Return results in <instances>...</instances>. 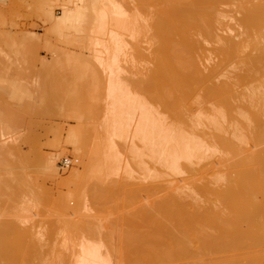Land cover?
Here are the masks:
<instances>
[{
  "label": "bare ground",
  "instance_id": "6f19581e",
  "mask_svg": "<svg viewBox=\"0 0 264 264\" xmlns=\"http://www.w3.org/2000/svg\"><path fill=\"white\" fill-rule=\"evenodd\" d=\"M41 3L43 2L41 1ZM135 3L145 6H148L149 3L159 4L154 13L157 17L153 20L151 28H154L160 43L154 52V67L151 68L146 77H141V79H137L134 82V92H131L132 90L129 88L131 91L125 89L126 85L120 80L118 74L120 55H122L123 47L127 46L123 44L121 31L129 30V22L126 21L127 10L123 0H53V3L44 10L46 11L44 13L47 15V21L50 24L47 34H54L59 40L60 38H65L71 32L74 33V30L80 31L87 29L88 26H90L89 29L91 31L100 29L103 32L102 36L89 35L79 41L88 44L86 46H89V49L93 51V55L91 54L93 59L97 61L98 66L100 65L102 70L108 75L106 94H104L107 98V107H102L103 112L101 113L104 114L105 112V115L97 128H92L90 125L89 127L83 126L82 124L88 122L82 123L85 121L83 119L82 121L80 120L81 123L79 121L78 125H74L68 130L67 141L82 158V169L80 171L73 170L69 176L60 177L57 156L49 154L40 157V154L37 155L34 153L35 151H31L32 147L30 151L31 154L34 153L32 154L33 156H27L22 154L24 152L22 151V145L17 147L2 145L3 147L0 146V154L2 155L0 157L2 158L0 165L4 166L3 170L9 169L10 171L7 170L9 173L5 171L6 174L3 171L6 176L0 177V187L3 186L5 192L8 191L6 188H13L20 193H23L24 190L26 191L28 187H33L34 189L36 188L35 184L37 185L38 183L39 173L42 168H45L48 171V174H46L47 172L45 173L46 176L50 175L53 178L60 179V183H64V185L73 186L72 189L69 188L71 190L68 191V199H73L77 204L71 205V207L70 203L68 204L65 201H68V199L61 198L58 201L54 198L56 207H60L64 212L72 209V214H77L81 209V202L84 201L81 199V195L83 198L86 192L89 197H85L92 200V202L88 201V203L90 202V205L93 203L98 210L102 211V209L104 210L107 207V209H111L112 207V211L113 209L115 211V209L120 210L125 207L126 211L131 208L127 206L129 203H134L136 206L135 202H138L139 197H142V193L150 197L158 191H163V186L161 187L159 184L167 181V186L165 184L164 189L170 192L166 193L167 195L165 194L164 198L161 197L162 199L156 200L158 199L157 197L156 199L153 198L156 201H154L153 205H143L138 211L135 208L137 212L131 209L129 213L133 214L135 212V214L127 218L123 216L119 222L116 220V217H119V211L117 213L118 216H114V223L111 222L112 216L110 220L108 218L110 223H112L111 226L115 225L117 228L115 230L117 231L119 226L127 225L125 223H128L127 226L129 227H124V230L121 227L120 233L117 232V235L119 233V238L116 239H120L119 246L116 245L117 248L113 247L115 243L112 242L115 240L114 237H116L115 235L113 236L114 231H110L112 228L106 230L108 234L105 235L108 236L103 238V240L106 239L107 252H104V244L97 243L93 241L94 239L91 240L94 237L96 238V236H99L100 239L102 233L94 223L96 222L95 217L98 215H96L95 211L96 214L93 217V205L91 208L88 206L89 208L87 209L92 213L91 216L94 219L89 214L87 215L89 218H85L86 214L84 218H78V220L81 218L83 222L88 220L86 223L90 222V224H81V219L80 222L76 219L77 223L68 220L66 229H70L69 234L72 230L73 235L77 234L75 231L80 234V231L84 230L83 233L88 232L89 237H91L89 239L88 237L85 239V237L83 238L85 240L81 241L80 239L82 238L79 236V242L77 243L75 235L73 240L70 239L73 235L67 234L70 237L66 236L64 241L66 242L67 239H70L73 242L68 243L70 241L68 240L64 245V248L67 244L73 245V247L70 245L73 249L69 246L66 247L67 249L69 247L70 251L73 250V253L71 252V257L73 258L70 264H114L113 257L117 259L116 256H118L116 264H264V0H137ZM57 5L62 8L60 15L54 13V6ZM225 5H235L238 7L239 12L242 13L241 17H239V22L243 27V31L241 30L242 32L239 34L241 37L238 40L236 39L238 38L237 36L235 38V35H231V26H228V22L226 23L225 21L227 19V10L223 9ZM220 30H229L231 36L222 35L219 32ZM81 37L83 38V36ZM45 40L49 47H54L52 52L56 62L61 63L60 65L72 62L70 51H66L68 52L66 53L59 46H53L50 36L46 35ZM207 42H217L220 45L215 50L219 56V62L206 72L205 61L210 58L206 47ZM86 57H88L87 54ZM86 57H83V59ZM90 58L92 57L89 56L88 60ZM80 59L78 58L79 61ZM90 62H93V60ZM229 66L238 67L240 70L235 78L232 77L234 80H219L224 73L223 70ZM90 67L89 65V69H91ZM120 69L122 68L120 67ZM74 70L77 71L78 69L74 68ZM87 73H91V71L89 70ZM227 76L229 75L227 74ZM77 79L79 81V78ZM91 84L93 86V83ZM81 85L79 86L81 90H77L82 92L78 94H76V89L73 90L71 88L75 96L68 95L71 90L69 93L62 92L63 89H66L63 87L59 88L58 91L56 90L57 93H55V90L53 92L52 89L51 93L48 94L44 90L45 92L43 93L48 94L53 101L59 102V99L61 100L60 108H54L55 105L52 103L54 107H50L49 111L57 113L58 109H60L61 111L59 110L60 112L58 113L63 111L66 115H73L71 118L75 117L76 120L79 117L82 119L83 116H85L86 120H89L86 116H89V118L95 116L93 117L94 120L97 116V111H99L98 108L94 112L92 109L97 95L94 96L95 94L91 93L89 99L92 96L96 98L93 102H91L92 100H90V103L89 100L87 102V95L85 96L88 91L85 90L87 87L85 84L83 87ZM44 86L47 87V84L45 85L44 83ZM239 87L243 88V90L240 91ZM16 88L18 90V87ZM23 92L21 90V93ZM45 97L48 96L45 95ZM244 99L247 101L240 104L239 101L243 102L242 100ZM97 100L99 99L97 98ZM97 100L96 103L99 102ZM96 105L94 107H97ZM104 108L107 109L105 110ZM69 110H71V114L68 112ZM1 119L7 120L5 118ZM96 121L98 122V119ZM225 122H229L230 127L231 125L233 126V131H229L230 135L227 131L229 126L227 127ZM201 125L207 131L211 130L207 128L210 126L213 131H198L197 129H200ZM3 129L2 131H4ZM5 133L3 132L1 136L3 137ZM28 139L31 140L26 139L25 141L29 142L30 146L32 137L30 136ZM13 140L15 142V138ZM34 140L33 145L36 143ZM122 140L125 141L124 144L120 142ZM128 140L130 141L129 143ZM247 142H250V146L253 143L255 147H260H256L254 151L251 148L252 146H249L251 152L249 151L250 148L245 146ZM125 151H127L126 154L130 152L132 156L125 154L123 159L122 156ZM218 152H220V155L217 154V156L219 155L218 157L223 154L221 158H223L224 165L228 164L227 169H229L223 170V165L218 166L223 171H217L219 172L217 174L215 172L218 168H216L215 172L213 171V174H211L207 169L209 163L207 161L210 159L208 157L216 155ZM11 154V157L15 155L17 158L10 159L9 155ZM25 154L29 155V151ZM129 156L133 157L131 163L125 160V158L130 160ZM134 158L138 167L134 166L136 169L141 170L138 178L141 182L136 181L138 184L135 189L130 186L133 190H127L128 187L126 185L129 184L125 183L130 182L128 180L130 173L132 174L134 171L132 168ZM66 159L69 160L71 158ZM71 160L72 165L68 166V168L73 166L74 160ZM198 162H206L203 164L204 168L198 169L195 166ZM31 167H36L39 171L35 169L36 171H34L32 176L37 177L36 181L28 179L30 175L27 177L28 173L33 174V170L29 172L26 170L28 168L31 169ZM10 173L12 175H9ZM122 173L127 175L128 179ZM184 173L193 175L192 177L188 175V177H183L189 180L185 184L190 185V190L185 189L184 181L179 184V181L183 179L181 176L185 175ZM114 175H118L117 178L113 179L112 176ZM120 175H122L121 178L119 177ZM196 175H198L197 178H195ZM178 176L182 179L178 178ZM201 176L204 178L207 176L210 180L203 178L206 183L202 181V185L195 183V181L190 182L191 180L199 182L202 179ZM118 177L120 180H118ZM219 182H223L225 185L223 183L220 185ZM80 190L86 191L83 192L84 195ZM18 191L17 193L19 194ZM186 192H190L188 195L189 199L186 198ZM9 193L14 198L13 191L9 190ZM9 193L7 194L9 195ZM201 199L207 205L201 204V202L203 203ZM141 200L143 199L141 198ZM141 200L139 199V201ZM198 200H201V202ZM75 205L77 206L74 207ZM26 208L28 207L26 206ZM77 208L80 209L78 210ZM101 211H97L100 213L99 215L103 214H101ZM19 213L21 214L22 212ZM61 213L63 212L61 211ZM123 213L120 211L119 214L123 215ZM125 213L127 214L128 212ZM70 217L68 218L70 219ZM68 218H66V221ZM63 219L60 218V220ZM84 219L86 220L84 221ZM62 222L65 223V219ZM14 232L16 233V231ZM52 232L55 233L56 231ZM66 233H68L67 230ZM103 233L106 232L103 231ZM24 237L26 238V234ZM24 237H22L23 240L20 244L24 243ZM28 237L30 236H27V239ZM13 238V241L10 240L12 243L15 241L16 236ZM19 238L21 237L18 236ZM27 241L31 244L36 242V245H39L37 241ZM96 241L99 242V240ZM11 242L5 243V247L10 244L8 247L11 248V251H5L6 248L3 250V245L1 247L3 252L5 251L4 253L1 252L4 259L10 263H13L17 258L28 262L31 256L33 257L30 247H28L30 251L25 248L27 244L23 245L27 251L17 252L16 250H20L16 248L19 246L16 245L17 241H15L16 246L13 245L14 243L11 244ZM19 247L21 248V245ZM1 248L0 251H2ZM63 255L65 254L62 253V257H64ZM65 256L67 257L68 255L66 254ZM66 257L61 259L65 260ZM57 259L59 258L57 257ZM32 260L33 258L30 262ZM66 260H68V257ZM59 262L62 263L61 261ZM65 263L68 264L69 261Z\"/></svg>",
  "mask_w": 264,
  "mask_h": 264
},
{
  "label": "rangeland",
  "instance_id": "374dc122",
  "mask_svg": "<svg viewBox=\"0 0 264 264\" xmlns=\"http://www.w3.org/2000/svg\"><path fill=\"white\" fill-rule=\"evenodd\" d=\"M41 1L43 3H41ZM123 2L125 3L124 5H125V8L127 10L126 21L129 22V24H128L129 30L121 31L122 32L121 37L124 38V39L122 38L123 44H124V46L125 45H127V46L123 47V50L121 52L122 55H120L121 59H120V64L118 65L119 66L118 67V74H119L120 80L123 82V84L125 83L124 85H126L125 89H127V90L131 89L132 91L131 90H129V91L134 92L135 91V89L133 87L134 82L137 79L138 80L141 79V77L142 78L146 77L148 75V72L151 71V68L154 67L153 66L154 65V62H153L154 52H155L156 47L159 45L160 41L156 35V32L154 31V28L153 27L151 28V26H152L151 24H152L153 20H155V18L157 17V16H155L154 13H155L156 9L158 8L159 4L156 5L155 3L154 4L149 3L148 6H145L142 4L135 3V2H137V0H123ZM52 3H53V0H46V1L45 0H0V126H1L0 127V131H1L0 132V138H1L0 139V146L12 145L10 147H17V146L22 145V151H24L25 153L29 151V155L25 154L24 152L22 153L23 155H27V156H33L32 154H34V153H36L37 155L40 154L39 155L40 157L44 156V155H49V154L55 155V156H57L58 169H59L60 174H61L60 177H67L70 175V173L73 170L80 171L82 169V158H81V156L77 153V151L74 149V147L67 141L66 136H67L68 130H69V128L73 127L74 125H78V122L80 120L82 121L83 119H85V121H83L82 123H84V122L86 123V121H88L86 124H82L83 126L85 125V126L89 127V125H90L92 128H97L98 126H100L102 118L105 115V112H104V114L101 113V112H103L102 107L107 105V98H106V95H104V94H106L105 89L107 86L106 81H108V75L102 70V67L100 65L98 66L97 61H95V59H93V56H92L93 51L91 49H89V46H86L88 44H86L85 42L79 41L80 39H84V37H87L89 35L102 36L103 32L100 31V29L99 30L95 29V30L91 31L89 29L90 26H88L87 29H83L80 31L74 30V33L71 32V34L69 33L65 36L66 39L60 38V40L57 39V37L54 36V34H52V35L47 34L49 32L48 27L50 26V24L47 21V18H46L47 15L45 14L46 11H44V10L47 9ZM59 6L60 5L54 6V13L56 15H60L62 12V8ZM160 6H162V5H160ZM223 9L227 10L226 11L227 12V19H225V21H226V23L228 22V24H229L228 26H231L230 27L231 32H232L231 35L232 36L235 35L234 36L235 38L237 36L238 38H236V39L238 40L241 37V36H239L240 32L243 31V27L240 25V22H239V19H240L239 17H241L242 13L239 12L238 7L235 5L234 6L225 5V6H223ZM228 31L229 30H220L219 32L224 36H226V35L229 36L231 32L230 31L228 32ZM32 34L33 35L35 34V35L33 36ZM46 35L50 36V39L53 43V46H55V47L59 46L61 49H63L64 52L70 51L69 53H71L70 55L72 57L71 63L70 62L64 63V65L62 63V65H60L61 63L59 64L58 62H56L54 60V56H53L54 54L52 52V48H54V47H49V45L47 44V42L45 40ZM81 36H83V38ZM133 37H135V38L132 39ZM127 41H128V43H127ZM219 45H220V43H217V42H214V43L207 42L206 43V47L208 48V51L210 54V58L205 61L207 66L204 65L206 72L209 71L212 67H214V65H216L219 62V56L215 52L216 48H218ZM128 47H129V49H128ZM68 52H66V53H68ZM86 54L88 57H86ZM79 55H81V56H79ZM73 56H75V57H73ZM89 56L92 57V58H90L91 60L90 59L88 60ZM80 57H81V59H80ZM83 57H86V58L83 59ZM78 58L80 59V61L78 60ZM124 59H126V60H124ZM92 60L95 63L90 62ZM121 61L123 64L121 63ZM81 65H82V67H81ZM89 65L91 66L90 68L92 70L89 69ZM95 65H97V67H95ZM64 66L65 67L69 66V67L65 68ZM73 67L75 69H78V70L75 71ZM120 67L122 69H120ZM96 68H97V70H96ZM144 68H145V70H144ZM70 69H71V71H70ZM88 69L91 71V73H87L89 71ZM72 70H74L75 73L72 72ZM93 70H94V72H93ZM239 71L240 70L238 67L229 66V67H227V69L223 70L225 75H223L224 74L223 73L222 76H220L219 80H227V79L234 80L233 78H235V76L237 75V72H239ZM76 72H78V73H76ZM92 72H93V74H92ZM95 72H97V74H95ZM73 73L75 74V76ZM227 74L231 78L229 76H227ZM54 76H56V77H54ZM77 78H79V81ZM94 78L97 82L94 80ZM75 81H76V83H75ZM48 82H49V84H48ZM44 83H45V85L47 84V87L44 86L46 88L43 87ZM51 83H52V85H51ZM91 83H93V86ZM14 84H15V87H14ZM84 84L88 88L87 89L86 87H84V88H86L85 89L86 91L88 90L87 92L85 91L87 93V94L85 93V96L87 95V98H88V99L86 98V101L88 102V100H89V103H90V100H92L91 102H93V100H95L96 97H93V96L91 99H89L91 93L92 94L94 93L95 94L94 96L97 95V98L99 99V100H97V98H96V100L99 102L96 103V100H95V102H93V106H92L93 112L95 111V109L96 110H97V108L99 109V111H97L98 113H96V115H97L96 118H94L95 122L93 120V117H95V116L90 117V118H89V116H86V117H88L90 122H89V120H86L85 116H83V117L81 116L82 119H80V117L77 118V120L79 119L77 121L75 119V117L71 118V116H73V115H71V116L66 115L63 113V111L61 113H58L61 111L60 109H58L57 113H51L49 111L50 107H54V105H55L54 108H56V107L60 108L61 107V100L60 99H59V102H57L56 100L53 101L51 99V97L48 95L51 93L52 89H53L52 90L53 92L55 90V93H57L56 90L58 91L59 88L63 87L66 89L65 90L63 89V91L61 90L62 92L69 93L71 90L72 93L70 92V94H68V95L75 96L74 91H72V89L73 90L76 89L75 90V91H77V93L75 92L76 94L81 93L82 91H79L77 89L81 90V88L79 86L81 85L83 87ZM11 85H13V86H11ZM49 85H51V86H49ZM16 87H18L19 91L17 90ZM56 87H57V89H56ZM49 89H50V91H49ZM68 89H69V91H68ZM21 90H22V92L24 91L23 93H25V90H27L25 93L26 95L21 93ZM44 90L47 91L48 94H46V93L44 94L43 93V92H45ZM239 90L242 91L243 88L239 87ZM96 91H97V93H96ZM16 93H17V95H16ZM45 95L48 97H45ZM105 98H106V100H105ZM242 101L243 102L239 101V103L243 104L247 100L245 101V99H244ZM52 103L54 105H52ZM94 103H95V105L98 104V105H96L97 107H94L95 106ZM59 105H60V107H59ZM104 109L106 110L107 108H104ZM71 110L68 111L70 114H71ZM10 115H11V117H9ZM94 115H95V113H94ZM8 117H9V119H8ZM98 117H100V118H98ZM1 118H5L7 120H4V119L2 120ZM97 119H98V122L100 120L99 124L96 121ZM8 121H9V123H8ZM81 121H80V123H81ZM225 123H226L225 125H227V127L229 126L227 131H228V134L230 135V132L233 131L232 130L233 126L231 125V127H230L229 122L228 123L225 122ZM1 124L3 125V127ZM13 125H15V126H13ZM201 126L200 127L202 129L198 128L197 130L198 131L203 130V132H204V130H206V128H204L203 125H201ZM205 126L207 127V125H205ZM11 128H12V130H11ZM207 128H209L213 131V129L210 126H208ZM2 129L4 131H2ZM211 130H208V131L212 132ZM6 131H8V132H6ZM3 132L4 133L6 132V133L2 137L1 135H3ZM225 134H226V132H225ZM30 136L32 137V142H31L32 144L30 143V146H29V142L27 143L25 140L26 139L31 140V139H28ZM14 138H15V142L13 140ZM33 139H35L34 141H36V143L34 144L35 147L33 145V143H34ZM8 140H11V141L8 142ZM58 140H59V142H58ZM2 141L3 142L6 141L7 143L6 142L3 143ZM120 142H123L122 144H124L125 141L122 140ZM129 142L130 141L128 140V143ZM9 146H7V147H9ZM245 146L249 147L250 142L245 143ZM251 146L250 147L253 148L254 151H255L256 147L257 148L260 147V146L255 147V145H253V143H251ZM28 147H29V149H28ZM31 147H32L31 151H35L32 154L30 151ZM247 147H246V149H248ZM251 148L249 149V151H251ZM26 149H28V150H26ZM0 150H1V147H0ZM126 153H127V151L123 152V156H122L123 159H124ZM13 154H15V153H13ZM129 154H130V152H128V154H126V155H129ZM217 154L220 155V152L216 153V155L208 157L210 159L207 161V162H209L207 169H208L209 173H211V174H213L212 173L213 171L215 172V170H216V168H218V166L223 165L222 166L223 170L229 169V168L227 169L228 164H225L226 165V167H225L224 162H223V158H221L223 156V154L221 153L222 155L220 157H218L219 155L217 156ZM11 156H12V154L9 155L10 159L11 158L14 159L15 157L17 158V156H15V155L13 157H11ZM0 157H2L1 154H0ZM64 158L73 159L74 160L73 166H71L70 168L64 166L62 164V161L64 160ZM126 158L129 159L127 156H126ZM126 158H125V160L129 161L130 163L133 161V157H130V160H127ZM1 159L2 158H0V162H1ZM222 162H223V164H222ZM204 163H206V162H202V163L198 162V164H196L195 166L198 169L204 168L203 167ZM134 165L137 166L135 158H134L133 166ZM1 166L2 165H0V168H1L0 169V177L1 176L4 177V176H6L4 174H6L7 172L9 173L10 170L7 168L6 169L9 171L3 170L4 166H2V167ZM133 166H132V168L134 169V171L132 170L133 173L132 174L130 173L129 179H128L127 175H124L122 173V175H124L130 181L128 183H125V184H129V185H126V187L129 188V189L127 188V190L135 189V187L138 184L137 182L140 181V179H138V178H139V174H140L141 170L140 169L138 170V169H136L135 166L134 167ZM29 168L26 170L28 172L33 170V174L28 173L27 177L30 175V177H28V179L35 180L37 177H32V176L34 175V171H36L37 169H36V167L35 168L31 167V169H29ZM222 169H221V167L218 168V170H216L215 173L219 174V172H217V171H223ZM3 171H4V174H3ZM5 171H6V173H5ZM45 173L48 174V171H46L45 168H42V170L39 173L38 178H37V182H38L37 185L35 184L36 182L34 183L36 188L33 189V187H28V188H26V191L24 190L23 193L21 192L22 194L18 190H15L13 188H11V189L6 188L8 190V191H6L7 193H9V190L11 192L13 191L14 198H12L13 197L12 194L9 193V195H8L5 192V188L3 186H2L3 188L0 187V221H1L0 224L1 225L3 224L2 226L0 225V245H1L0 248L4 246L3 250H5L4 248H6L5 251H7V252L11 251V248L8 247L10 244L8 243L9 245H7V247H5V243L7 244V242H11L10 240H12L13 237L15 238V236H16V238H17V239L15 238V241H17L16 245H19V246L21 245L22 249L18 246L16 248H18L20 250H16V249L15 250L17 252L18 251L22 252V251H27L28 247H30V250L32 251L31 254L33 255V257L31 256V259L33 258L32 262H30L31 259L27 262V261L19 260V258H17L13 263H10L6 259H4V257L2 256L5 251L3 252L2 248H1L2 251H0V256H1L0 257V264H24V263L25 264H67L65 262H68V261H69L68 264H70V262L73 258V257H71V252L73 253V250L70 251L69 247H70V245H71V247H73V245L67 244V246H69L68 249L66 248L67 246L64 248V245L67 243L68 240H70V239L74 240L75 234L74 235L72 234L73 230L69 234L70 229H66L68 227V224L66 222H68V220H71L74 223H77L78 221L80 222V219L84 218L85 214H86L85 218H89V216H87V215L89 214L91 216L92 213H93V217H95L94 215L96 213H97L96 215H98L95 217L96 222H94V223L98 227L99 231L102 232L101 233L102 237L100 235V239H99V236H96V238H98V239H96L94 237L91 240L94 239L93 241L100 243V244H104V246H103L104 252H107L108 246L105 243L106 239L103 240V238L108 236V235L107 236L105 235V234H108L107 233L108 231H106V230L107 229L109 230L112 228V230H110V231L111 232L114 231L113 232L114 234L113 233L112 234H113V236L114 235L116 236V237H114L115 240L112 241L113 243H115V246L113 245V247L117 248V246H119L118 244L120 243L119 242L120 239H116V238H119V233H120L119 230H122V229L124 230V227H126L128 225V223H125L127 225L121 226V227H123L122 229L119 226V229L117 231V230H115V229H117L115 227V225L111 226L112 223H110V221H109L110 218L113 217V219H111V222L114 223L113 220L118 215H119V217L118 218L116 217V220H118V222L121 220V218H123V216H125L124 218L131 217V215H134L135 212H137L143 205H150V206L153 205L154 201H155L153 198L156 199V197H157L158 199H156V200H159L161 197L164 198L170 192L167 189H164L165 184L167 186V181L164 183V181L161 180L163 182H161L159 185L161 187L163 186V189H162L163 191H158L159 193L157 192L155 195L150 196V197H148L146 194L142 193V197H139V199L141 200V198H142L143 200L139 201V199H138V202H135L136 206H139V207H136L134 205V203L133 204L129 203L130 205L128 204L127 206H128V208L131 207V208H129L130 210L128 209L125 211V207H124V208H121L120 210L115 209V211H117V212H115L114 209L112 211V207H111V209L109 208L110 210L107 209L108 208L107 207L104 210L102 209V211H101V210H98L97 207H94L93 203H91V205H90L89 203L92 202V200H91V198H90V200H89V198H87L89 196H88V193L86 191H84L85 190V188H84L83 191H81V190L80 191L82 193L86 192L85 196H87V197L83 196V198H82V195H81V199L84 201H82L83 203L80 201L81 205L83 207L80 205V207H81V209L79 208L80 211H78V213L76 212L78 215H80V216H78L77 214H72V211H73L72 209L68 210V211H70L68 214V211L64 212V210H62L60 207H58V206L56 207L55 199H57L58 201H60L59 199H61V198L68 199V196H69L68 191H70L73 188V186L69 187L67 185H64V183L63 184L60 183V181H59L60 179L53 178L50 175L49 176L47 175L48 176L47 177ZM184 174L185 175L181 176L182 178L184 176H186V177H188V176L192 177L193 176V175L188 174V173H184ZM208 174H207V176H209ZM9 175H12V174L10 173ZM43 175H45V176H43ZM122 175H120L119 177L121 178ZM35 176H37V175H35ZM40 176H41V178H40ZM114 176H112L113 179L117 178L118 175H114ZM203 176H204V174H203ZM207 176H206V178L201 176L202 179H201V177H199L201 179L199 182L197 180H191L190 182L195 181V183L197 182L198 184L200 183L199 185H202V181L204 183H206L204 179H208ZM10 177H12V176H10ZM119 177H118V180H120ZM134 177L137 180L136 179L134 180ZM181 177L178 176V178H181ZM186 177L183 178L184 180L182 178H181L182 180L179 179L180 180L179 184H182L181 182H183V181H184L183 185L185 184V182L187 183L189 180H186ZM197 177H198V175H196L195 178H197ZM123 179H124V177H123ZM187 179H189V178H187ZM208 180H210V179H208ZM124 181H126V180H124ZM131 182H132V185H131ZM157 182H160V181H157ZM133 183H134V185H133ZM146 183H148V182H146ZM219 183H220V185L222 184L221 182H219ZM218 184H216V185L218 187H220ZM223 184L225 185V183H223ZM130 186H132L134 188L132 189V187H130ZM189 186L186 185L187 188L185 187V189L190 190ZM69 188H71V189H69ZM2 189H3V191H1ZM79 189H82V188H79ZM17 191L19 192V194L21 196L17 193ZM190 192H186L187 196H186V194L184 195V193H183V195L186 196L187 199H189L188 195ZM15 193H17V194H15ZM61 193H63V195H61ZM162 193H163V196H162ZM17 195H19V196L17 197ZM83 195H84V193H83ZM70 199H68V201L65 200L66 202H68V204L70 203V206L77 204V202H75L73 199H71V201H69ZM201 200H198V201L201 202ZM88 201H90V202L88 203ZM135 201H137V200H135ZM202 201H203V203L201 202V204L207 205V203L206 204L204 203L205 202L204 200H202ZM32 203H34V204H32ZM26 206L28 208H26ZM76 206L77 205H75L74 207H76ZM88 206L90 208L92 206V209L94 212H92V213L89 212L87 209V208H89ZM56 208H57V210H56ZM94 208H96V210H94ZM135 208L137 211H135ZM126 209H127V207H126ZM131 209H134L133 211H135L133 214L129 213L131 211ZM59 210H61L63 213H61V211H59ZM82 211H83V213H81ZM95 211H96V213H95ZM97 211H99V212L101 211V214L102 213L103 214L99 215L100 213H98ZM118 211H119V213H120V211H121V213L124 212L123 215L119 214ZM19 212H22L23 214L22 213L20 214ZM28 212L32 213V214H29ZM125 212H128V213L126 214ZM117 213H118V215H117ZM62 214H64V215H62ZM22 215H24V216H22ZM25 215H27V216H25ZM126 215H129V216H126ZM102 216H104V217H102ZM68 217H70V219ZM79 217H81V218L78 220ZM91 217H90V219H91ZM24 218L27 221L26 220L24 221ZM29 218H30V220H29ZM60 218H64L66 224L64 222H62V221H64V219L60 220ZM66 218H68L67 221H66ZM72 218L74 219V221ZM108 218H109V220H108ZM76 219L78 221H75ZM85 220L86 219H84V221ZM9 221H10V223H9ZM81 221H82L81 224H84L88 220H86V222H83V220L81 219ZM106 222H108L109 224ZM115 223H117V221H115ZM51 224H52V226H51ZM88 224H90V222L86 223V225H88ZM98 224H99V226H98ZM5 225H7V226L5 227ZM60 225H62V226L64 225L63 228ZM104 225H106V226L108 225L107 228H105L106 226H104ZM127 227H129V226H127ZM13 230L16 231V233ZM17 230H18V232H17ZM35 230H36V232H35ZM66 230L68 231V233H66ZM22 231H25V232H23L24 235H23ZM39 231H40V233H39ZM52 231H54V232L56 231V232L53 233ZM83 231L84 230H81L80 234H79V232L75 231V233H77L75 235V238H77V239H75V241L77 243L79 242V239H78L79 236L82 238V239H80L81 241L87 239V237H88V239L91 238V237H89L90 235L88 232L83 233ZM103 231L106 233H103ZM110 231H109V233H111ZM19 232H21L22 234ZM117 232H119L118 235H117ZM13 233L16 235L13 236L14 235ZM35 233L37 236L35 235ZM64 233H66V234H64ZM25 234H26V238L24 237ZM67 234H69L71 236L73 235L72 238ZM81 234H82V236H81ZM84 234H86V235H84ZM103 235H104V237H103ZM10 236H12V237L10 238ZM18 236L21 238L22 237L25 238L24 243L20 244L21 241L23 240V238L18 239ZM27 236H30V237H28V239H27ZM66 236H69L70 239H67V241L65 242L64 240L66 239L65 238ZM69 237H67V238H69ZM83 238H85V239H83ZM95 239L99 240V242L96 241ZM6 240H8V241L5 242ZM27 240L37 241L38 242L37 244H39V245H36V242H32V244H31ZM15 241L13 242L14 244L12 242H11V244L15 245ZM60 243H61V246H60ZM68 243H73V242H71V240H70V241H68ZM30 244H31V246H29ZM23 245L27 246V247H25L27 250L24 248ZM55 246H56V248H55ZM31 247L32 248L34 247V248L32 249ZM53 248H55V249H53ZM59 249H62V250H59ZM71 249H73V248H71ZM30 250H28V251H30ZM56 251H57V253H55ZM62 251H65V252H62ZM1 252H3V253L1 254ZM62 253H64L65 255L66 254L68 255L67 256L68 260H66L67 257L65 255H63L64 257H62ZM59 255H61V256H59ZM69 255H70V257H69ZM72 256H73V254H72ZM57 257L59 259H57ZM65 257H66L65 260L61 259V258H65ZM116 257L118 259V256H116ZM55 258H56V260H55ZM113 258H114L113 259L114 264H116L117 259L115 257H113ZM62 260H63V262H62ZM59 261H61L62 263H60Z\"/></svg>",
  "mask_w": 264,
  "mask_h": 264
},
{
  "label": "built area",
  "instance_id": "2783aa9c",
  "mask_svg": "<svg viewBox=\"0 0 264 264\" xmlns=\"http://www.w3.org/2000/svg\"><path fill=\"white\" fill-rule=\"evenodd\" d=\"M62 164L64 166L68 167V166L72 165V160L71 159L68 160V159L64 158V160L62 161Z\"/></svg>",
  "mask_w": 264,
  "mask_h": 264
}]
</instances>
